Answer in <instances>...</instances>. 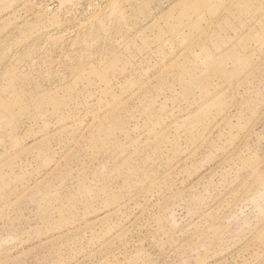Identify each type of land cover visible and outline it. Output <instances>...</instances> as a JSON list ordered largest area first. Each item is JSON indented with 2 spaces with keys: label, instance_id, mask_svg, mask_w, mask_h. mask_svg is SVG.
Wrapping results in <instances>:
<instances>
[{
  "label": "rangeland",
  "instance_id": "rangeland-1",
  "mask_svg": "<svg viewBox=\"0 0 264 264\" xmlns=\"http://www.w3.org/2000/svg\"><path fill=\"white\" fill-rule=\"evenodd\" d=\"M0 0V264H264V0Z\"/></svg>",
  "mask_w": 264,
  "mask_h": 264
},
{
  "label": "built area",
  "instance_id": "built-area-1",
  "mask_svg": "<svg viewBox=\"0 0 264 264\" xmlns=\"http://www.w3.org/2000/svg\"><path fill=\"white\" fill-rule=\"evenodd\" d=\"M44 1V0H43ZM49 2L46 3L50 8L53 6H50V3L56 2V4L59 2V0H48ZM106 0H74V8L79 11V9L83 10H92L98 8L103 2Z\"/></svg>",
  "mask_w": 264,
  "mask_h": 264
}]
</instances>
